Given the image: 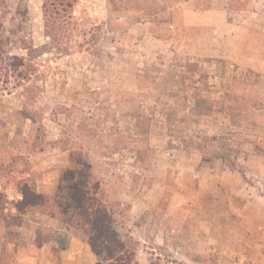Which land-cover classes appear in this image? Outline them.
I'll return each instance as SVG.
<instances>
[{
    "label": "rangeland",
    "instance_id": "1",
    "mask_svg": "<svg viewBox=\"0 0 264 264\" xmlns=\"http://www.w3.org/2000/svg\"><path fill=\"white\" fill-rule=\"evenodd\" d=\"M69 1L0 0V264H264V0ZM79 163L95 226L57 204Z\"/></svg>",
    "mask_w": 264,
    "mask_h": 264
},
{
    "label": "trees",
    "instance_id": "2",
    "mask_svg": "<svg viewBox=\"0 0 264 264\" xmlns=\"http://www.w3.org/2000/svg\"><path fill=\"white\" fill-rule=\"evenodd\" d=\"M58 5V6H57ZM73 3L69 0H50L45 4L44 10L46 15V26L48 29L55 30L57 32H64L65 21L68 15H71L70 10L73 8ZM51 36H56L52 35ZM24 61L15 65V68L25 67ZM21 74V73H20ZM19 78L25 79L23 75H19ZM80 167L77 169L67 170L62 177V184L59 187L58 198L62 201H58V207L64 216H69L70 214L78 215L83 220H85L86 226H95L94 217L97 214L92 213L94 211L93 200L90 198V192L88 190V179L90 177V172L86 173V168L88 166L84 163L78 164ZM84 179L86 180L84 182ZM23 205L25 207H37L39 204L29 203L26 201V194H23ZM27 202V203H25ZM29 203V204H28ZM69 219H73L69 217ZM94 222V223H93ZM92 226V227H93ZM94 252L97 253L94 248ZM98 255V254H97ZM120 261L116 260L115 264H119Z\"/></svg>",
    "mask_w": 264,
    "mask_h": 264
},
{
    "label": "crops",
    "instance_id": "3",
    "mask_svg": "<svg viewBox=\"0 0 264 264\" xmlns=\"http://www.w3.org/2000/svg\"><path fill=\"white\" fill-rule=\"evenodd\" d=\"M6 239L3 237V227L0 224V243H5ZM10 248L13 251L15 257H16V263L19 264H55L53 261L54 253L56 250L55 247L50 242L49 244L44 243L42 246H37L35 244V241H29V243L25 246L21 240H17V242H13L10 244ZM69 245V246H68ZM82 245V246H81ZM68 248V254L69 256L67 259L71 257L77 258V256H80V253H78L77 250L81 248L83 252H86V254L89 256L88 248L84 245V243L80 242L77 238H72L69 240L67 244ZM48 250L47 255L45 256V259L42 254ZM64 251V250H63ZM64 253V252H62ZM91 256V255H90ZM92 263L94 264V261L92 259Z\"/></svg>",
    "mask_w": 264,
    "mask_h": 264
}]
</instances>
